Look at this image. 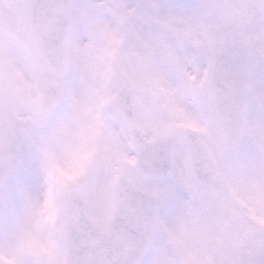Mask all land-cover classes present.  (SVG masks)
<instances>
[{"label": "snow or ice", "instance_id": "6c2138e0", "mask_svg": "<svg viewBox=\"0 0 264 264\" xmlns=\"http://www.w3.org/2000/svg\"><path fill=\"white\" fill-rule=\"evenodd\" d=\"M0 264H264V0H0Z\"/></svg>", "mask_w": 264, "mask_h": 264}]
</instances>
